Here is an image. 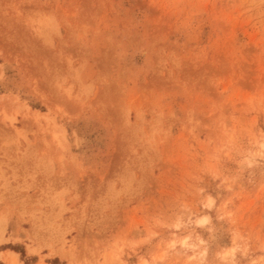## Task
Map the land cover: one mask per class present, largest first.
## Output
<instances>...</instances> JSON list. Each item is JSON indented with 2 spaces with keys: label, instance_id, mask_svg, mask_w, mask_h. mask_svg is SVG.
<instances>
[{
  "label": "rangeland",
  "instance_id": "374dc122",
  "mask_svg": "<svg viewBox=\"0 0 264 264\" xmlns=\"http://www.w3.org/2000/svg\"><path fill=\"white\" fill-rule=\"evenodd\" d=\"M0 264H264V0H0Z\"/></svg>",
  "mask_w": 264,
  "mask_h": 264
}]
</instances>
